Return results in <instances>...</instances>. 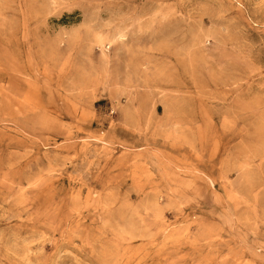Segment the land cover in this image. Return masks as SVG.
I'll use <instances>...</instances> for the list:
<instances>
[{"label":"rangeland","instance_id":"obj_1","mask_svg":"<svg viewBox=\"0 0 264 264\" xmlns=\"http://www.w3.org/2000/svg\"><path fill=\"white\" fill-rule=\"evenodd\" d=\"M0 264H264V0H0Z\"/></svg>","mask_w":264,"mask_h":264}]
</instances>
